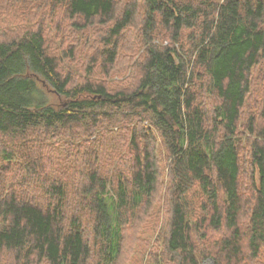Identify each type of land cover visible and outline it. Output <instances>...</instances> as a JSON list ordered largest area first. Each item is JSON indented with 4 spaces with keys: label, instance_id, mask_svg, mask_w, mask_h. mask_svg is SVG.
<instances>
[{
    "label": "trees",
    "instance_id": "16d2710c",
    "mask_svg": "<svg viewBox=\"0 0 264 264\" xmlns=\"http://www.w3.org/2000/svg\"><path fill=\"white\" fill-rule=\"evenodd\" d=\"M0 264H264V0H0Z\"/></svg>",
    "mask_w": 264,
    "mask_h": 264
}]
</instances>
